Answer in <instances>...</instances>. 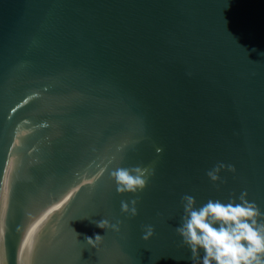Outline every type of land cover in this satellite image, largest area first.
Returning <instances> with one entry per match:
<instances>
[{"label":"water","instance_id":"obj_1","mask_svg":"<svg viewBox=\"0 0 264 264\" xmlns=\"http://www.w3.org/2000/svg\"><path fill=\"white\" fill-rule=\"evenodd\" d=\"M242 192L264 211V0H0V264H192L181 198Z\"/></svg>","mask_w":264,"mask_h":264},{"label":"clouds","instance_id":"obj_2","mask_svg":"<svg viewBox=\"0 0 264 264\" xmlns=\"http://www.w3.org/2000/svg\"><path fill=\"white\" fill-rule=\"evenodd\" d=\"M224 167L234 171V166L221 163L208 170L207 175L216 181L219 170ZM153 174L154 169L136 166L118 167L111 176L117 193L135 194L146 187ZM181 200L183 215L176 232L190 250L192 264L197 261L199 264H264V211L255 201L246 199V192L226 201L210 198L199 207L191 195H184ZM120 208L124 213L136 215V199L122 200ZM92 222L104 230H119V221L112 223L101 218ZM153 234L154 227L145 225L142 239L147 240ZM101 240L102 235L98 233L85 236V242L91 247L98 246Z\"/></svg>","mask_w":264,"mask_h":264}]
</instances>
